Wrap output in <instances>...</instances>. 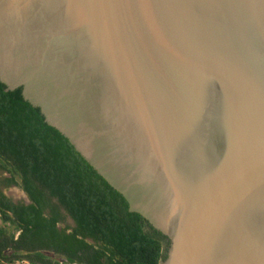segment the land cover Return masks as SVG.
<instances>
[{"label": "water", "instance_id": "water-1", "mask_svg": "<svg viewBox=\"0 0 264 264\" xmlns=\"http://www.w3.org/2000/svg\"><path fill=\"white\" fill-rule=\"evenodd\" d=\"M0 81L166 237L159 264H264V0H0Z\"/></svg>", "mask_w": 264, "mask_h": 264}, {"label": "trees", "instance_id": "trees-1", "mask_svg": "<svg viewBox=\"0 0 264 264\" xmlns=\"http://www.w3.org/2000/svg\"><path fill=\"white\" fill-rule=\"evenodd\" d=\"M12 185L30 203L7 196ZM167 243L20 86L0 81V264H159Z\"/></svg>", "mask_w": 264, "mask_h": 264}, {"label": "rangeland", "instance_id": "rangeland-1", "mask_svg": "<svg viewBox=\"0 0 264 264\" xmlns=\"http://www.w3.org/2000/svg\"><path fill=\"white\" fill-rule=\"evenodd\" d=\"M3 190H6V191H10V190H11V192L13 191V193H16L17 196H14V195L10 194V197H11L12 199L16 200V201L23 199L22 196L20 195L21 191H20L19 189H17V188H14V187L10 186V187H8V188H3ZM6 191H5V192H6ZM9 193H10V192H9ZM19 198H20V199H19ZM67 220H68V222L72 223V221H71L70 218H68Z\"/></svg>", "mask_w": 264, "mask_h": 264}, {"label": "built area", "instance_id": "built-area-1", "mask_svg": "<svg viewBox=\"0 0 264 264\" xmlns=\"http://www.w3.org/2000/svg\"><path fill=\"white\" fill-rule=\"evenodd\" d=\"M8 264H30L29 261L27 259H15L12 262L8 263Z\"/></svg>", "mask_w": 264, "mask_h": 264}, {"label": "flooded vegetation", "instance_id": "flooded-vegetation-1", "mask_svg": "<svg viewBox=\"0 0 264 264\" xmlns=\"http://www.w3.org/2000/svg\"><path fill=\"white\" fill-rule=\"evenodd\" d=\"M12 186H13V185H12ZM3 188H4V187H3ZM3 188H2V189H3ZM11 194L15 196L16 193L14 194L13 191H12ZM6 195L8 196V194H6ZM16 195H17V194H16ZM20 195L22 196V193H20ZM10 198H11V197H10ZM11 199H12V198H11ZM19 199H20V198H19ZM12 200H13L14 202H20V201L23 202V199L18 200V201L14 200V199H12ZM68 218H69V217H68Z\"/></svg>", "mask_w": 264, "mask_h": 264}, {"label": "crops", "instance_id": "crops-1", "mask_svg": "<svg viewBox=\"0 0 264 264\" xmlns=\"http://www.w3.org/2000/svg\"><path fill=\"white\" fill-rule=\"evenodd\" d=\"M5 194H8V196L10 197V194H11V190L10 191H6V190H3ZM6 191V192H5ZM10 192V193H9Z\"/></svg>", "mask_w": 264, "mask_h": 264}, {"label": "bare ground", "instance_id": "bare-ground-1", "mask_svg": "<svg viewBox=\"0 0 264 264\" xmlns=\"http://www.w3.org/2000/svg\"><path fill=\"white\" fill-rule=\"evenodd\" d=\"M15 194V193H14ZM15 196H17L16 194H15Z\"/></svg>", "mask_w": 264, "mask_h": 264}]
</instances>
